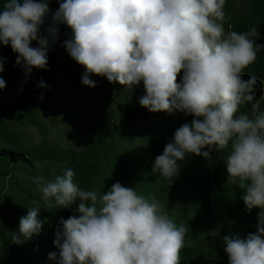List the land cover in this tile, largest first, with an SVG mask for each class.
<instances>
[{"label": "clouds", "instance_id": "9594fccd", "mask_svg": "<svg viewBox=\"0 0 264 264\" xmlns=\"http://www.w3.org/2000/svg\"><path fill=\"white\" fill-rule=\"evenodd\" d=\"M226 0H60L51 23L48 0H4L0 5V44L17 53L16 65L27 77L33 68L47 69L50 39L58 25L72 30L63 47L84 66L81 83L95 87L90 74L128 90L143 82L139 103L149 112H181L194 118L174 132L153 172L172 181L186 154L208 158L213 146L226 150L228 180L241 181L248 211L260 209L255 233L224 236L228 264H264V96L256 98L258 78L242 79L264 45L257 44V26L226 31ZM47 33V35L44 34ZM36 41L38 46L32 47ZM4 59L0 57V73ZM183 73L181 81L177 76ZM264 85V81H259ZM21 85L20 87H22ZM45 88L41 80L38 85ZM6 87L0 77V89ZM19 87V88H20ZM43 99V95L40 97ZM251 104V113L241 106ZM208 147L209 151H204ZM75 173L46 180L31 177L41 199L69 208L79 216L61 218L50 252L54 264H181L188 231L164 211L154 195L114 183L107 193L82 190ZM20 217L16 244L39 235L40 202L33 200Z\"/></svg>", "mask_w": 264, "mask_h": 264}, {"label": "rangeland", "instance_id": "374dc122", "mask_svg": "<svg viewBox=\"0 0 264 264\" xmlns=\"http://www.w3.org/2000/svg\"><path fill=\"white\" fill-rule=\"evenodd\" d=\"M59 2L48 0L50 13L41 27L42 32L51 23V15L59 9ZM224 11L226 31L229 26L238 31L239 24L264 22V0H226ZM67 27L58 25V38L54 43L49 38L48 56L54 53L55 60L46 69L50 76L44 75L39 81H35V75L40 69L33 68L27 77L22 70L23 77L14 86L6 47L0 44V57L4 59L0 77L4 80L6 77L9 84L0 89V151H21L34 164L31 166L21 159L12 164L8 153H0V264H48L45 233L51 230L55 233L60 219H68L67 208L54 203L48 208V203L41 199L42 193L31 179L35 167L38 170L35 174L46 180L71 168L75 173L74 182L82 190L104 194L119 182L125 187L136 188L140 195L151 193L177 226L188 228L185 244L200 237L196 229L198 218L204 213H200L202 208L210 207L211 213L221 214L220 224L224 216L220 212L221 202L227 206L232 201L234 205L235 209L228 211V217L239 221L240 215L244 217L241 230L224 233L225 236L244 238L248 233H255L260 209L248 211L242 200L246 189L239 186L241 181L239 178L235 182L228 180L226 154L230 145L226 150L213 146L208 158L186 154L183 161L177 162L180 168L172 181L153 172L155 157L163 153L175 130L191 121L181 120L177 112L125 121L120 107L140 106L139 100L145 95L143 82L128 90L118 82L109 83L104 77L90 74L96 86H84L81 83L84 66L69 56L64 42L57 51L55 49L59 40L65 38ZM31 46L38 44L33 41ZM245 73L255 74L259 81H264V48L258 51L256 61L245 69ZM182 75V72L178 74V83ZM41 80L45 82V88L37 86ZM23 82H27L31 90L29 101H18ZM241 111L250 114L251 104L241 106ZM225 191L232 196L225 197ZM33 200L40 202L38 215L44 222L43 227L39 235L18 245L12 233L18 231L20 217L34 206ZM72 215L79 216V213L75 210L70 213ZM209 227L213 234L220 231L214 224ZM207 239L204 233V248ZM225 247L223 243L224 251L216 256L215 262L206 260L205 264H228Z\"/></svg>", "mask_w": 264, "mask_h": 264}, {"label": "trees", "instance_id": "16d2710c", "mask_svg": "<svg viewBox=\"0 0 264 264\" xmlns=\"http://www.w3.org/2000/svg\"><path fill=\"white\" fill-rule=\"evenodd\" d=\"M3 2L4 0H0V5H2ZM253 26H257V31L259 33V39L256 41V43L264 45V22H261L258 24H254V23L239 24L237 32L249 30ZM64 36L65 38L60 39L59 42L57 43L55 47L56 51L58 50L59 45L64 42V40L71 38L72 30L70 27H67V29L65 30ZM6 48H7L6 49L7 56L9 57L10 64H11V73L14 76L13 85L15 86L19 83L21 77H23L22 72H21L23 69L21 66L16 65V59H17L18 54L12 51L10 45L6 46ZM53 60H55L54 53L48 56L47 69L51 67V63ZM44 75H49L48 71L46 69H40V71L36 74L35 81H39ZM249 78L250 76L248 73L242 74V79L247 80ZM5 82L8 83L6 77H5ZM26 84L27 82H23V86H22L23 92L19 96L18 101H22L24 99L29 101L28 94L31 90L29 86H27ZM134 95H137V94H134ZM262 96H263V85H261L258 80L257 85H256V98L260 100ZM120 109L124 113L123 117L125 121L127 122L133 121L135 119H139L141 117L151 119L153 117L165 116L164 112L152 113V112H149L146 108L142 107L141 105L137 107H128L127 109L120 107ZM43 110H44V115L47 116L46 108H44ZM177 113L180 116L181 120L186 121V122L192 121V119L194 118L191 115L186 116L181 112H177ZM0 153H4V154L8 153L11 156L10 163L12 164H17L18 159H21L25 163L31 164V166H34L33 162H31V160H29L27 156H25L24 153L21 151L17 152L14 150H11V151L2 150L0 151ZM19 171L23 172L20 168H19ZM34 171L35 172L38 171L36 167L34 168ZM35 172L32 173L34 176L39 175V174H35ZM224 195L225 197L232 196L231 193H228L227 191L224 192ZM231 202L232 201H229L228 202L229 204L227 203V206L223 202H221L222 204L221 206L219 205L220 212H223L224 214V216L222 215L223 219L220 222V224L218 223V221H219L221 214L211 213L210 207H207L204 209L202 208L200 213H203V212L204 213L202 216L198 218L199 222H198V227L196 229L200 237L198 236L194 240H189V243L184 245L183 249L181 250V264H205L206 260L215 262L216 256L224 251V248H221V245L224 243V240H223V237L225 236L224 233H229L230 231L234 232V230H238V231L241 230V227L244 225V217L240 215V221H239V220L234 219L233 217L227 216L228 211L232 212V210L235 209L234 205ZM76 207L77 205L74 204L70 206L69 208L65 209L66 218H69L70 213L75 211ZM239 209L241 213L244 212L242 208L239 207ZM225 221L227 223H224ZM211 224L219 226L220 231H218V233L213 234L209 227V225L211 226ZM204 233L206 234V237L208 238L206 240V248H204ZM54 239H55V233L53 230L45 233L44 241H45V249H46L47 254H49L50 252H53L52 248L56 249L55 252H58V249L55 247L53 243ZM50 263H51V260L48 261V264Z\"/></svg>", "mask_w": 264, "mask_h": 264}, {"label": "crops", "instance_id": "0c3cea01", "mask_svg": "<svg viewBox=\"0 0 264 264\" xmlns=\"http://www.w3.org/2000/svg\"><path fill=\"white\" fill-rule=\"evenodd\" d=\"M6 47V46H5ZM0 76H1V73H0ZM7 83V82H6ZM7 85H9L8 83H7Z\"/></svg>", "mask_w": 264, "mask_h": 264}, {"label": "built area", "instance_id": "2783aa9c", "mask_svg": "<svg viewBox=\"0 0 264 264\" xmlns=\"http://www.w3.org/2000/svg\"><path fill=\"white\" fill-rule=\"evenodd\" d=\"M35 77H36V75H35Z\"/></svg>", "mask_w": 264, "mask_h": 264}, {"label": "water", "instance_id": "95a60500", "mask_svg": "<svg viewBox=\"0 0 264 264\" xmlns=\"http://www.w3.org/2000/svg\"><path fill=\"white\" fill-rule=\"evenodd\" d=\"M7 49V48H6Z\"/></svg>", "mask_w": 264, "mask_h": 264}]
</instances>
